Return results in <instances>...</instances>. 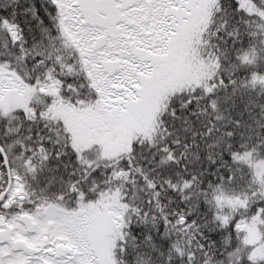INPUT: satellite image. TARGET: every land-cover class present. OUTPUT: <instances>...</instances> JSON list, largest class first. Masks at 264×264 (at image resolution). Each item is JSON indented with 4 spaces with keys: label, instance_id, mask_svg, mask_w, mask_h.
Returning <instances> with one entry per match:
<instances>
[{
    "label": "snow or ice",
    "instance_id": "6c2138e0",
    "mask_svg": "<svg viewBox=\"0 0 264 264\" xmlns=\"http://www.w3.org/2000/svg\"><path fill=\"white\" fill-rule=\"evenodd\" d=\"M0 264H264V0H0Z\"/></svg>",
    "mask_w": 264,
    "mask_h": 264
}]
</instances>
